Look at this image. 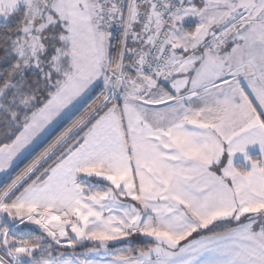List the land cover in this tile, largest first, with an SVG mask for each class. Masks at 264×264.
Here are the masks:
<instances>
[{
	"label": "snow or ice",
	"instance_id": "1",
	"mask_svg": "<svg viewBox=\"0 0 264 264\" xmlns=\"http://www.w3.org/2000/svg\"><path fill=\"white\" fill-rule=\"evenodd\" d=\"M0 264H264V0H0Z\"/></svg>",
	"mask_w": 264,
	"mask_h": 264
},
{
	"label": "rangeland",
	"instance_id": "2",
	"mask_svg": "<svg viewBox=\"0 0 264 264\" xmlns=\"http://www.w3.org/2000/svg\"><path fill=\"white\" fill-rule=\"evenodd\" d=\"M137 240L139 239V238H136Z\"/></svg>",
	"mask_w": 264,
	"mask_h": 264
},
{
	"label": "crops",
	"instance_id": "3",
	"mask_svg": "<svg viewBox=\"0 0 264 264\" xmlns=\"http://www.w3.org/2000/svg\"><path fill=\"white\" fill-rule=\"evenodd\" d=\"M133 239H136V238H133Z\"/></svg>",
	"mask_w": 264,
	"mask_h": 264
}]
</instances>
